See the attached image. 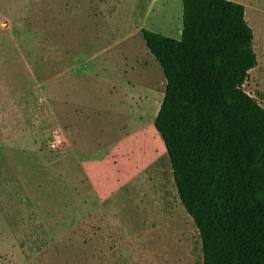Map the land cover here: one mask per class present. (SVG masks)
<instances>
[{
  "label": "rangeland",
  "instance_id": "obj_1",
  "mask_svg": "<svg viewBox=\"0 0 264 264\" xmlns=\"http://www.w3.org/2000/svg\"><path fill=\"white\" fill-rule=\"evenodd\" d=\"M148 1L0 0V264H202L163 141L142 129L166 80L140 31L179 39L182 1L156 2L164 17L145 15ZM233 1L256 55L243 88L264 107V0ZM78 161L100 188L94 228Z\"/></svg>",
  "mask_w": 264,
  "mask_h": 264
},
{
  "label": "trees",
  "instance_id": "obj_2",
  "mask_svg": "<svg viewBox=\"0 0 264 264\" xmlns=\"http://www.w3.org/2000/svg\"><path fill=\"white\" fill-rule=\"evenodd\" d=\"M181 1L179 39L140 31L166 80L154 128L202 264H264V107L243 88L252 29L242 3Z\"/></svg>",
  "mask_w": 264,
  "mask_h": 264
},
{
  "label": "crops",
  "instance_id": "obj_3",
  "mask_svg": "<svg viewBox=\"0 0 264 264\" xmlns=\"http://www.w3.org/2000/svg\"><path fill=\"white\" fill-rule=\"evenodd\" d=\"M159 0H149L148 1V5H147V9H146V11H145V15H147V16H149V15H151V14H153V16L155 15V16H159V17H164V16H166V15H168V13H169V10L167 9L168 8V2L167 1H165V2H163L161 5H159V7H157V8H154V5H155V3L156 2H158ZM245 7V6H244ZM151 54V53H150ZM152 55V54H151ZM127 72V70H125V73ZM66 104V102L65 101H62V107H63V105H65ZM158 108H159V105H158ZM158 108H156V110L154 111V113H153V115L154 116H156L157 115V112H158ZM67 113V112H66ZM66 113H64V110H61V105H60V107H59V114H60V116L62 117V119L64 120V122H66L67 124H69L70 126H68V134H69V137H70V139L72 140V150H73V152H74V154H77L78 152V150L80 151V149L79 148H77V147H75V145H74V141H73V138H72V136H71V128H72V125H74L73 124V122L72 121H69V120H67L65 117H67V114ZM139 119H142L141 117H139ZM154 118L152 117L151 118V120H150V122H145L146 123V125H145V127L143 126V128L142 129H146V127H149L154 121ZM1 134H2V131L0 130V140L2 139L1 138ZM15 134V133H14ZM151 134V133H150ZM154 135V130H152V136ZM13 138H14V135H13ZM15 139V138H14ZM0 142H2V141H0ZM123 141L122 140H120L119 142H117V144H115V146H113V148L112 149H114V148H117L118 146H122V147H125L124 145H123V143H122ZM30 144H31V142H29ZM121 144V145H120ZM32 145V144H31ZM128 146V145H127ZM108 149V148H107ZM112 149H111V151H112ZM125 154V153H124ZM121 157H122V160L123 159H125L126 160V158H125V156L123 157V154H121ZM90 159V158H89ZM91 160V159H90ZM79 162V166H80V168L82 167V170H83V172L85 173V175L87 176V178H88V182H89V184H90V186H91V189H92V193L91 194H93V195H89V197H90V199H91V197L93 196V201H94V203H95V206L93 207V208H91L90 207V214H89V222H88V227L89 228H94L93 226L95 225V216H96V214L98 213V210H97V207H98V204H97V202H98V200L101 202V199H100V188L97 186V182L95 181V179L93 178V176H92V173L90 172L91 170H90V165H88V163L90 162V161H88L87 163L86 162H82V161H78ZM80 178V177H79ZM174 181V180H173ZM75 186H76V188L74 187V192H77V194L79 195V194H81V192H80V190H79V188H78V186H79V180H78V184L76 185L75 184ZM97 204V205H96ZM91 214H93L94 216V218L91 216Z\"/></svg>",
  "mask_w": 264,
  "mask_h": 264
},
{
  "label": "built area",
  "instance_id": "obj_4",
  "mask_svg": "<svg viewBox=\"0 0 264 264\" xmlns=\"http://www.w3.org/2000/svg\"><path fill=\"white\" fill-rule=\"evenodd\" d=\"M46 147L51 151L61 150L65 144L63 134L59 130H53L51 135L46 139Z\"/></svg>",
  "mask_w": 264,
  "mask_h": 264
}]
</instances>
